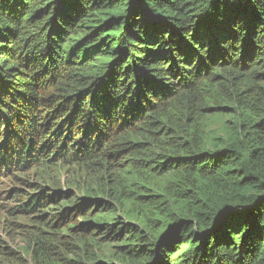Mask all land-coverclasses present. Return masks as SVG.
Here are the masks:
<instances>
[{
	"label": "trees",
	"instance_id": "1",
	"mask_svg": "<svg viewBox=\"0 0 264 264\" xmlns=\"http://www.w3.org/2000/svg\"><path fill=\"white\" fill-rule=\"evenodd\" d=\"M68 158L0 264H264V0H0V169Z\"/></svg>",
	"mask_w": 264,
	"mask_h": 264
},
{
	"label": "rangeland",
	"instance_id": "2",
	"mask_svg": "<svg viewBox=\"0 0 264 264\" xmlns=\"http://www.w3.org/2000/svg\"><path fill=\"white\" fill-rule=\"evenodd\" d=\"M152 129L157 128L152 127ZM13 171L0 169V245L26 261L25 247L28 238L20 232H15L13 223L27 225L30 231L37 232L43 230L38 227L42 226L43 219L39 217L40 213L36 212L37 210L19 211L18 206L23 204L31 193L43 189L51 194L57 191L65 193L72 191L73 184L78 183L83 186L86 184V186L80 188L78 190L80 193L77 192V194L88 195L99 182V170L86 168L83 163L68 158L66 160L54 159L53 162L42 161L18 170L16 173ZM31 240L28 239V241ZM0 260L2 261L1 257Z\"/></svg>",
	"mask_w": 264,
	"mask_h": 264
}]
</instances>
